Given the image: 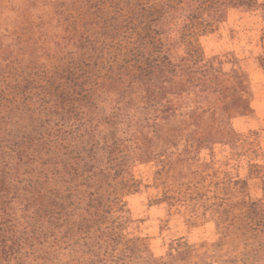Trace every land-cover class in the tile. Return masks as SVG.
Masks as SVG:
<instances>
[{
	"label": "trees",
	"instance_id": "obj_1",
	"mask_svg": "<svg viewBox=\"0 0 264 264\" xmlns=\"http://www.w3.org/2000/svg\"><path fill=\"white\" fill-rule=\"evenodd\" d=\"M187 10L175 0H27L24 14L0 25V264H99L97 249L115 244L100 229L104 186L122 174L126 154L142 151L141 141L164 144L152 150L156 159L174 149L152 112L176 78L189 84L184 98L198 72L182 52L198 36V17ZM145 48L165 66L141 68ZM101 162L115 168L113 179ZM56 237L73 240L51 250L46 242ZM174 258L126 245L110 260Z\"/></svg>",
	"mask_w": 264,
	"mask_h": 264
},
{
	"label": "rangeland",
	"instance_id": "obj_2",
	"mask_svg": "<svg viewBox=\"0 0 264 264\" xmlns=\"http://www.w3.org/2000/svg\"><path fill=\"white\" fill-rule=\"evenodd\" d=\"M195 1L175 3L198 17L197 40L182 47L198 72L184 98L189 84L180 78L161 92L151 118L174 149L156 159L152 150L164 144L141 141L142 151L126 154L122 174L104 186L100 229L117 241L97 249L99 264H112L126 245L154 258L171 253L172 264H264V0H201L200 9ZM26 7L27 0H0V25ZM137 63L165 66L150 48ZM201 139L207 145L189 147ZM101 163L113 179L115 168ZM72 240L46 243L56 250Z\"/></svg>",
	"mask_w": 264,
	"mask_h": 264
}]
</instances>
